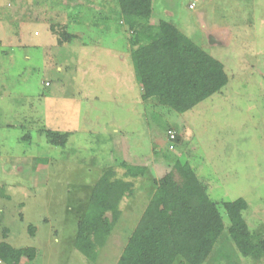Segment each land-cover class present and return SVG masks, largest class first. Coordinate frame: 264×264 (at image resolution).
Listing matches in <instances>:
<instances>
[{"label": "rangeland", "instance_id": "374dc122", "mask_svg": "<svg viewBox=\"0 0 264 264\" xmlns=\"http://www.w3.org/2000/svg\"><path fill=\"white\" fill-rule=\"evenodd\" d=\"M153 7L152 22L173 21L229 76L221 93L183 113L143 101L118 0H0V242L35 248L21 264H96L75 248V226L103 170L122 176L124 162L148 171L134 179L133 212L130 198L122 202L105 264H116L155 179L176 173L180 159L213 200L244 198L249 228L264 235V0ZM63 32L75 38L60 44ZM48 129L67 139L55 142ZM220 212L224 233L204 264H264L238 251Z\"/></svg>", "mask_w": 264, "mask_h": 264}, {"label": "trees", "instance_id": "16d2710c", "mask_svg": "<svg viewBox=\"0 0 264 264\" xmlns=\"http://www.w3.org/2000/svg\"><path fill=\"white\" fill-rule=\"evenodd\" d=\"M118 4L130 32V56L143 101L183 113L222 92L229 82L224 63L173 21L161 18L152 22L153 0H118ZM61 36L60 44L75 38L72 32ZM48 132L55 142H65L66 133ZM170 141L179 145L182 138L176 134ZM123 167L122 176L114 167L103 170L78 221L74 246L91 262L97 261L122 216L121 202L135 192L134 179L148 171L144 165L127 162ZM174 170L176 173L170 171L155 179V189L116 264H173L177 259L204 264L224 233L221 206L230 220L227 233L238 251L256 262L264 259V235L249 228L243 216L248 207L244 198L213 200L208 184L198 178L188 160H178ZM34 230L31 226L32 234ZM35 255L34 247L0 242V262L21 264L23 258L32 260Z\"/></svg>", "mask_w": 264, "mask_h": 264}, {"label": "crops", "instance_id": "0c3cea01", "mask_svg": "<svg viewBox=\"0 0 264 264\" xmlns=\"http://www.w3.org/2000/svg\"><path fill=\"white\" fill-rule=\"evenodd\" d=\"M66 139H67V136H66ZM137 191V189H135V192L133 193V195L132 196H128V197H125L124 199H123V203L125 202V200L127 199V198H130V205L128 206L129 207V210L131 211V212H133V210H134V208H133V210L132 209H130V208H132L133 206H135L136 204H137V202H136V192ZM121 202V210H122V216L120 217V219H119V221L120 220H123V215L125 216V209L127 208V207H124L123 206V203ZM148 203V202H147ZM147 203H146V205H147ZM146 207V206H145ZM145 207L142 209V213H143V211H144V209H145ZM142 215V214H141ZM141 215H139L138 216V218H136L138 221H139V219H140V217H141ZM130 216H131V214H129V218H130ZM126 219H128V217H126ZM136 220V221H137ZM118 221V222H119ZM138 221H137V223H138ZM78 224V223H77ZM76 224V225H77ZM118 224V223H117ZM116 224V225H117ZM137 225V224H136ZM116 227V226H115ZM136 227V226H135ZM75 228L77 229V226H75ZM77 231V230H76ZM76 231H74L75 233H76ZM133 232V231H132ZM132 232H131V234H132ZM130 234V235H131ZM130 235H129V237H130ZM129 237L127 238V240L125 241V245H124V247H123V249L121 250V253H120V255H119V258H120V256H121V254H122V252H123V250H124V248H125V246H126V244H127V242H128V240H129ZM110 238V237H109ZM75 240V239H74ZM109 240V239H108ZM108 242V241H107ZM105 246H106V244H105ZM105 246L104 247H102L101 249H100V253H99V256H98V258H97V261L95 262L96 264H105V260H104V257H103V250L105 249ZM118 258V259H119ZM118 261V260H117ZM117 263V262H116Z\"/></svg>", "mask_w": 264, "mask_h": 264}, {"label": "built area", "instance_id": "2783aa9c", "mask_svg": "<svg viewBox=\"0 0 264 264\" xmlns=\"http://www.w3.org/2000/svg\"><path fill=\"white\" fill-rule=\"evenodd\" d=\"M190 6H191V7L195 6V3L192 2ZM168 136H169L170 140H174L175 137H176V132L173 131V130H169V132H168Z\"/></svg>", "mask_w": 264, "mask_h": 264}]
</instances>
